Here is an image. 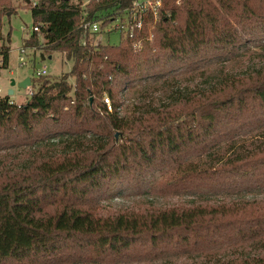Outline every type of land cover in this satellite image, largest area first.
I'll use <instances>...</instances> for the list:
<instances>
[{"label": "trees", "instance_id": "1", "mask_svg": "<svg viewBox=\"0 0 264 264\" xmlns=\"http://www.w3.org/2000/svg\"><path fill=\"white\" fill-rule=\"evenodd\" d=\"M130 1L31 7L47 49L74 63L26 103L0 100V151L64 148L0 172V264H264V196L242 194L264 190V66L224 72L208 87H174L264 44V0H164L139 50L124 36L118 45L82 44L84 10L109 13ZM13 11V0H0V25ZM37 37L33 30L28 43ZM6 40L0 69L10 63V33ZM137 82L167 100L125 106ZM127 189L193 199L106 202Z\"/></svg>", "mask_w": 264, "mask_h": 264}, {"label": "rangeland", "instance_id": "2", "mask_svg": "<svg viewBox=\"0 0 264 264\" xmlns=\"http://www.w3.org/2000/svg\"><path fill=\"white\" fill-rule=\"evenodd\" d=\"M30 1V3H29ZM38 1V0H35ZM90 0H73L75 3L81 4L83 7ZM15 11L6 14L3 17L2 24L0 25V45L7 41L8 33L11 34L10 44V63L8 68L0 69V86H2L8 93L12 88L14 94L12 98L19 105L26 103L30 96L28 94L29 88L33 87L37 90L43 82L46 80L51 83L60 80L64 75H68L73 66V60L69 59L65 53L56 52L47 49L46 40L42 34H38L37 41L35 43H28L32 37L34 28V19L31 12L33 6L32 0H13ZM123 36L119 32H112L103 35L104 43L110 45H118ZM251 52L243 51L242 57L233 60L228 64L217 61L209 66L202 68L199 72L187 74L185 79H181L174 86L175 88H181L183 90H193L196 85L202 87H208L220 81L222 73L234 74L243 73L248 71L253 66H264V44L260 46L249 45ZM21 48H25V53L20 52ZM21 55V56H20ZM20 58H24L26 63L21 65ZM44 66L48 69V74L45 76H37L38 71ZM24 77H31V85L24 89L18 85V82L24 80ZM15 79L17 84L11 86L12 80ZM68 81L74 84V77H69ZM145 82V81H143ZM137 82L136 88L132 91H128L126 95L125 106H131L133 104L143 102H150L156 105L163 103L167 99L160 93L157 88L147 89L145 85L148 83ZM142 89L148 92L146 96H143ZM8 95V94H7ZM11 97V96H10ZM124 106V108H125ZM246 139H255V136L246 137ZM64 148V145L52 147L47 145L39 149L27 148H15L11 150L0 151V172L5 168H19L25 166L27 162L38 156L46 155L54 152H58ZM246 196H264V190L258 192L242 193ZM229 197L231 195H219V197ZM146 199L152 200L156 204H163L174 201L192 200V195H173V196H159L149 192H139L138 190L127 189L121 192L112 200H106V202L114 206H129L131 204L144 201ZM188 259L183 258L181 261ZM176 260H160V261H123L120 264H174ZM71 264H97L90 262H77Z\"/></svg>", "mask_w": 264, "mask_h": 264}, {"label": "built area", "instance_id": "3", "mask_svg": "<svg viewBox=\"0 0 264 264\" xmlns=\"http://www.w3.org/2000/svg\"><path fill=\"white\" fill-rule=\"evenodd\" d=\"M32 1L33 6L37 5L38 1ZM181 2L182 0H177V4H181ZM164 6V0H131L128 5L117 6L109 13H96L93 16H89V13L84 10L79 24V29L83 34L82 44L85 46L90 44L97 49L99 45L107 44L104 43L103 35L119 32L122 36L132 39L134 48L139 50L143 41L152 40L153 30L163 14ZM33 30L40 34V26L34 27ZM20 52L21 54L25 53V48H21ZM20 60L21 65L26 63L24 58H20ZM0 65H3V54L1 51ZM47 74L48 69L44 66L38 71L37 76L41 77ZM28 91L29 96H31L34 92L33 87L29 88ZM6 92L0 86V100L7 95ZM9 103L17 104L12 96ZM104 103L110 110L112 109L111 99L107 94L104 96Z\"/></svg>", "mask_w": 264, "mask_h": 264}, {"label": "water", "instance_id": "4", "mask_svg": "<svg viewBox=\"0 0 264 264\" xmlns=\"http://www.w3.org/2000/svg\"><path fill=\"white\" fill-rule=\"evenodd\" d=\"M30 3V1H29ZM31 77H26L24 80H21L18 82V85L24 89L28 88L31 85ZM17 84V81L15 79L12 80L11 86H15ZM9 96H12L14 94V90L11 88L9 92L7 93Z\"/></svg>", "mask_w": 264, "mask_h": 264}, {"label": "crops", "instance_id": "5", "mask_svg": "<svg viewBox=\"0 0 264 264\" xmlns=\"http://www.w3.org/2000/svg\"><path fill=\"white\" fill-rule=\"evenodd\" d=\"M26 77H24V79H25ZM22 80V79H21Z\"/></svg>", "mask_w": 264, "mask_h": 264}]
</instances>
